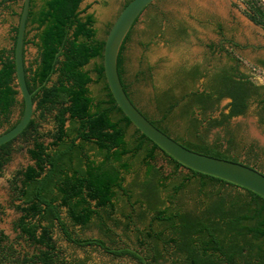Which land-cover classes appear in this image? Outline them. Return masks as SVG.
Listing matches in <instances>:
<instances>
[{"label":"trees","instance_id":"trees-1","mask_svg":"<svg viewBox=\"0 0 264 264\" xmlns=\"http://www.w3.org/2000/svg\"><path fill=\"white\" fill-rule=\"evenodd\" d=\"M82 1L29 3L24 45L35 46L38 57L33 66L24 67V73L34 111L19 137L31 141L27 152L32 164L17 171L10 187L21 214L15 226L34 251H17L0 230V264H92L63 257L53 239L55 227L72 246L98 248L140 264H264V199L183 167L131 125L107 87L102 66L104 39L97 37L94 18L87 12L89 6L81 9ZM6 2L16 0H2L0 7ZM246 15L264 27V10L255 3L247 5ZM131 29L120 46L116 66L123 90L137 108L122 77V52ZM16 31L17 27H12V47L0 48V116L6 122L18 104L13 62ZM28 32H34L30 40L26 39ZM175 33L184 36L185 29L180 27ZM91 62L92 68L87 69ZM196 80L195 73L181 65L168 80L169 88L154 95L159 118L152 119L137 109L186 149L238 162L264 175L230 154L232 138L222 149L218 141L208 143L199 133L203 123L210 130L243 115L255 98L264 113V98L257 92L264 86L254 85L245 75L238 79L214 75L200 90L190 86ZM92 83L101 86V96L90 95L88 86ZM224 99L229 100L224 108L227 112L213 118L211 114ZM20 107L21 116L22 102ZM175 109L186 125V138L167 127ZM36 113L38 119L52 115L50 132H39ZM16 122L8 123L7 129ZM14 140L0 146V169L9 160ZM159 153L172 167L168 175L155 163ZM137 162L140 168L134 169ZM181 170L187 174L180 175ZM127 175L132 178L126 185ZM186 191L191 195L190 204L181 198ZM119 201L122 209L117 207ZM92 223L108 243L82 237L73 230L87 229ZM137 224L143 228L138 229ZM130 226L135 227L136 246L144 258L133 252L134 248L117 246L113 239V229L127 230Z\"/></svg>","mask_w":264,"mask_h":264},{"label":"rangeland","instance_id":"rangeland-1","mask_svg":"<svg viewBox=\"0 0 264 264\" xmlns=\"http://www.w3.org/2000/svg\"><path fill=\"white\" fill-rule=\"evenodd\" d=\"M34 1L39 2V0ZM124 2L125 0L82 1L81 9L89 6L87 12L94 18V28L99 39L105 38L109 26ZM249 3H255L264 10V0H156L147 7L133 25L122 52V77L130 98L137 108L148 117L158 119L154 95L169 88L168 80L178 67L194 62L206 64L225 62L224 52L211 54L203 47V43L218 44L219 36L212 26V23L216 21L223 24V33L228 39L232 38L241 45L252 44L261 48L258 51L244 50V56L247 57L246 60L243 59L241 69L254 82L264 85V69L262 71L254 65L257 58L264 59V27L255 25L248 19L246 12ZM21 5L22 0H16L14 3L6 2L0 7V48L10 49L13 45L11 30L17 25V14L20 13ZM180 27L185 29V35L181 37L175 33ZM33 34L34 32H28L26 39L30 40ZM224 47L229 49L228 46L224 45ZM23 52L24 67L33 66L38 57L37 48L27 43L24 45ZM92 66L93 62L87 66V69H91ZM190 86L198 88L200 81L196 80ZM88 89L92 97L101 96L100 85L92 83ZM175 94L178 97L179 91L176 90ZM17 101L18 104L11 109L7 122L0 116V133L6 130L8 123L18 120L21 109L19 97ZM226 104L227 100H222L211 116L216 118L221 112L226 113L224 109ZM177 114L175 109L170 115L167 127L173 134L186 138L184 134L186 125ZM37 116L38 113L35 114V120L38 123L39 132L42 134L50 132L53 129L52 115L46 114L43 119H38ZM199 131L208 143L218 141L222 149L227 147L226 141L232 138L234 142L229 150L230 154L264 173V123L258 121L255 101L249 103L243 115L231 118L224 126L206 130L203 123ZM43 141L48 143L49 139L44 138ZM30 147L29 139L16 138L11 145L12 152L9 160L0 169V207L2 209L0 230L14 244L15 249L22 253H32L34 247L20 237L15 226L21 214L15 208L19 202L16 201L11 190L10 180L17 171L32 164L27 152ZM250 148L252 152L248 153ZM155 163L165 175L170 174L172 167L160 153ZM139 168L137 162L134 169ZM186 174V170L180 171V175ZM131 178L132 175L125 177L126 185ZM181 198L185 204H190L189 191L183 192ZM117 207L122 209L123 204L119 201ZM136 227L143 228L140 224ZM73 230L82 237L101 238L108 243L93 223L87 229L75 227ZM113 231V239L117 246H127L141 252L136 246L134 226H130L127 230L120 227ZM53 239L62 251L63 257L72 256L92 264H139L131 257H114L98 248L72 246L62 238L56 227L53 229Z\"/></svg>","mask_w":264,"mask_h":264},{"label":"water","instance_id":"water-1","mask_svg":"<svg viewBox=\"0 0 264 264\" xmlns=\"http://www.w3.org/2000/svg\"><path fill=\"white\" fill-rule=\"evenodd\" d=\"M155 1L130 0L117 13L108 28L104 38L102 66L105 81L113 100L131 125L169 158L187 169L218 178L251 191L264 199L263 174L238 162L213 158L186 149L153 126L133 105L123 90L116 66L120 46L142 12ZM29 3L30 0H22L13 47L14 76L18 97L23 104V112L11 128L0 133V146L19 137L33 116L34 104L31 93L26 86L23 60Z\"/></svg>","mask_w":264,"mask_h":264},{"label":"flooded vegetation","instance_id":"flooded-vegetation-1","mask_svg":"<svg viewBox=\"0 0 264 264\" xmlns=\"http://www.w3.org/2000/svg\"><path fill=\"white\" fill-rule=\"evenodd\" d=\"M151 5V4H150ZM149 5V6H150ZM148 6V7H149ZM210 22H212L210 20ZM212 26L215 28V32H217V35L219 36V41L217 45H213L211 43H203V47L208 50L209 53L213 54L214 52H224L225 56V62L224 63H214V64H206L204 62H194L189 63L186 66L187 70H190L195 73V75L198 77V80L200 81V88L203 84V82L207 78H211L214 75H226L230 76L231 78L238 79L241 75H245V77L254 85L256 86H264L259 85L256 82H254L251 77H249L245 72L242 71V61L243 59L246 60L247 56H244V50L245 49H251L252 51H258L260 47H256L252 44H246L241 45L238 42H236L234 39L230 38L228 39L226 36H224L223 33V24L220 21H216L212 23ZM225 46H228L229 49H225ZM255 66L258 67V69H264V59L257 58L254 62ZM201 90V88H200ZM258 95L260 98H264V90H258ZM227 103L229 102L228 99ZM256 102V108L258 109V121L264 123V113L260 112V107L258 106V98L254 99ZM227 112V110H226ZM7 129V128H6ZM18 230V229H17ZM4 234V233H3ZM20 234V233H19ZM5 235V234H4ZM133 252H135L140 258H144V256L136 249H132ZM138 262V261H137ZM146 263V261H144ZM139 263V262H138ZM140 264V263H139Z\"/></svg>","mask_w":264,"mask_h":264},{"label":"crops","instance_id":"crops-1","mask_svg":"<svg viewBox=\"0 0 264 264\" xmlns=\"http://www.w3.org/2000/svg\"><path fill=\"white\" fill-rule=\"evenodd\" d=\"M257 47V46H256ZM261 48H259V50H260Z\"/></svg>","mask_w":264,"mask_h":264}]
</instances>
